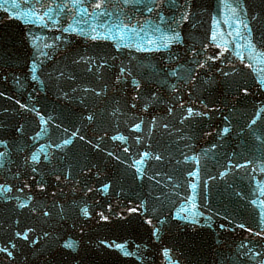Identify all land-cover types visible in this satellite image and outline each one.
<instances>
[{
  "label": "water",
  "instance_id": "water-1",
  "mask_svg": "<svg viewBox=\"0 0 264 264\" xmlns=\"http://www.w3.org/2000/svg\"><path fill=\"white\" fill-rule=\"evenodd\" d=\"M0 264H264V0H0Z\"/></svg>",
  "mask_w": 264,
  "mask_h": 264
},
{
  "label": "snow or ice",
  "instance_id": "snow-or-ice-1",
  "mask_svg": "<svg viewBox=\"0 0 264 264\" xmlns=\"http://www.w3.org/2000/svg\"><path fill=\"white\" fill-rule=\"evenodd\" d=\"M97 7H100V5L98 4L97 5ZM34 79H35V76L33 77ZM138 127V126H137ZM225 131H227V129H225ZM120 139H122V138H120ZM70 141H65V143H69ZM35 159H37V157L34 155L33 156V160H35ZM105 190H106V188H105ZM68 247H71V244H69V245H67ZM116 247H118V248H123L124 246L123 245H116ZM125 254H127V253H125Z\"/></svg>",
  "mask_w": 264,
  "mask_h": 264
}]
</instances>
